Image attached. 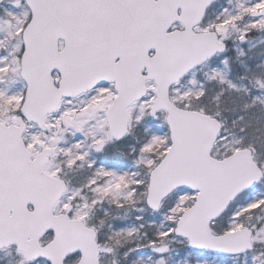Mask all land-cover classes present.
I'll list each match as a JSON object with an SVG mask.
<instances>
[{
	"label": "snow or ice",
	"instance_id": "obj_1",
	"mask_svg": "<svg viewBox=\"0 0 264 264\" xmlns=\"http://www.w3.org/2000/svg\"><path fill=\"white\" fill-rule=\"evenodd\" d=\"M0 264H264V0H0Z\"/></svg>",
	"mask_w": 264,
	"mask_h": 264
}]
</instances>
